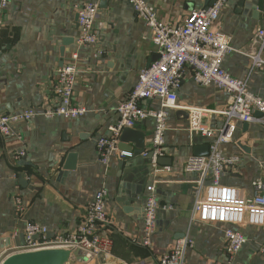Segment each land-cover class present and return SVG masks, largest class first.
I'll list each match as a JSON object with an SVG mask.
<instances>
[{
  "label": "crops",
  "instance_id": "obj_1",
  "mask_svg": "<svg viewBox=\"0 0 264 264\" xmlns=\"http://www.w3.org/2000/svg\"><path fill=\"white\" fill-rule=\"evenodd\" d=\"M96 1L100 2L96 27L102 40L97 46L81 49L73 97L88 112L76 119L48 118L43 111L57 103L53 90L57 70L73 62L77 48V5ZM146 1L156 8L161 20L177 25L211 0ZM263 24L264 0H229L214 24L230 36L237 49L226 56L224 68L247 79L249 89L262 97L264 66L253 67L251 55L260 49L253 39ZM156 51L150 28L128 0H10L0 12V114L30 109L37 113L18 121L15 134H0V240L12 241L6 248L16 246L27 221L48 227L51 240L74 232L95 193L105 186L112 219L105 231L113 241L112 256L86 260L76 255L67 264H159L160 256L186 235L192 237L194 247L188 251L185 264H264V225L244 227L248 241L230 259L224 237L226 224L191 222L198 176L187 173L184 166L195 147L206 146L210 139L189 131L186 108L225 109L229 94L216 84H199L187 68L178 90L180 107L169 110L162 156L166 160L160 164L169 166V171L154 172L148 156L135 154V134L121 143L124 131L119 148L133 156L113 158L108 166L100 160L97 140L111 134V126L119 120L117 106L136 85L140 71L155 60ZM142 105L161 108L157 99ZM257 112L256 117H261ZM207 120L217 132L227 127L223 116L212 115ZM245 124L238 120L233 140L221 146L225 156L239 157L238 164L224 172L222 183L250 196L256 192L253 181L264 177V124L253 121L246 128ZM131 129L142 135L143 148H153V118ZM20 151L24 154L18 161ZM73 163V169L65 168ZM21 174L28 185L22 183ZM151 183L157 186L160 209L151 245L145 246L141 243L144 204ZM17 196L25 205L23 218L16 209ZM55 248L66 247L46 249ZM5 258H0V264Z\"/></svg>",
  "mask_w": 264,
  "mask_h": 264
},
{
  "label": "built area",
  "instance_id": "obj_2",
  "mask_svg": "<svg viewBox=\"0 0 264 264\" xmlns=\"http://www.w3.org/2000/svg\"><path fill=\"white\" fill-rule=\"evenodd\" d=\"M128 1L150 28L158 57L140 71L136 85L117 106L119 120L116 125L111 126V134L97 140L99 158L108 166L113 158L133 156L132 152L119 148L120 135L125 128H133L138 122L151 117L155 120L151 149L152 168L154 172L169 171L170 167H162L158 159L165 154L169 110L180 107L178 90L187 68L192 70L194 79L199 84L214 83L226 91L229 94V102L225 109L214 110L200 106L186 108L189 111V131L210 139V153L189 156L184 168L187 173L198 176V195L192 209L191 222L199 220L226 224V252L232 259L248 241L244 227L264 225V177L253 181L256 192L250 196L245 195L238 187L223 184L224 172L228 167L237 165L239 157L225 156L221 146L233 140L238 120L246 123L260 121L264 124V97L249 89L247 79L235 77L224 68L226 56L237 49L232 45L230 36L214 28V24L229 0H215L207 7L193 9L185 20L177 25L161 20L156 8L146 0ZM9 3L10 0H0V12L4 11ZM77 11V48L72 55L73 62L64 64L57 70L53 84L57 103L43 111V115L48 118L76 119L88 112V108L76 104L73 97L80 73L77 61L81 49L101 44L102 32L96 27L100 2L78 4ZM253 42L260 48L257 53L251 55L253 67H263L264 24L258 28ZM99 53L102 54L103 51L100 50ZM152 99L159 100L161 108H146L142 105L143 101ZM257 111L262 113L261 117H256ZM36 115L31 109L20 113L0 114V134H15V124L18 121L29 120ZM212 115L223 116L227 127L217 132L207 120ZM149 153L150 150H146L142 155L147 157ZM23 154L24 151H20L16 159L21 160ZM107 197L108 190L103 186L95 193L77 229L56 240H51L48 236V227L27 221L24 244L1 250L0 258L56 246L78 250L86 260L111 257L113 241L105 231L112 220L107 211ZM15 204L20 217L23 218V199L17 196ZM159 209L157 186L151 183L147 186L144 204L145 233L141 243L145 246L151 245ZM193 247L194 240L190 235H186L178 239L172 249L160 256L159 264H185L187 253Z\"/></svg>",
  "mask_w": 264,
  "mask_h": 264
},
{
  "label": "water",
  "instance_id": "obj_3",
  "mask_svg": "<svg viewBox=\"0 0 264 264\" xmlns=\"http://www.w3.org/2000/svg\"><path fill=\"white\" fill-rule=\"evenodd\" d=\"M215 0H211L208 2V5L213 3ZM158 57V55H157ZM157 57L155 59H157ZM152 62V61H151ZM151 64V63H150ZM258 114V112H257ZM261 114V112L259 113ZM249 123L245 124V128L248 127ZM123 133V136L121 138V143L128 142V138L130 135H136L138 138H136L137 142V149L135 154H140L146 150L143 148V137L141 134L135 132L131 128H125ZM121 145V144H120ZM129 148L131 151L133 150V147L130 146ZM143 148V149H141ZM141 149V150H139ZM210 153V145L207 144L206 146H196L194 149V154L196 155H208ZM153 152L150 150V153L148 155V158L151 159ZM71 158H75V154L70 155ZM165 158L160 157L158 159L159 164L165 163ZM75 164L73 163L71 166L65 167L66 169H73ZM21 181L23 184L28 185V182L24 180L23 175L21 174ZM139 189L134 192L135 195L139 193ZM11 238H3L0 240V251L2 249H5L6 247L10 246L11 244ZM25 242V235L20 234L16 238V245L20 246L23 245ZM76 255H80L81 253L78 250H75L73 248H55V249H41L36 251H29V252H19L12 255H9L5 258V260L1 264H67L71 258H75ZM113 264V263H108Z\"/></svg>",
  "mask_w": 264,
  "mask_h": 264
},
{
  "label": "bare ground",
  "instance_id": "obj_4",
  "mask_svg": "<svg viewBox=\"0 0 264 264\" xmlns=\"http://www.w3.org/2000/svg\"><path fill=\"white\" fill-rule=\"evenodd\" d=\"M207 7V6H206ZM1 252V251H0Z\"/></svg>",
  "mask_w": 264,
  "mask_h": 264
}]
</instances>
